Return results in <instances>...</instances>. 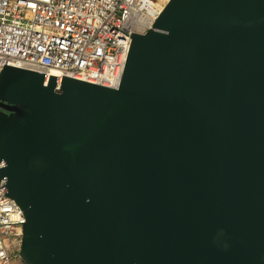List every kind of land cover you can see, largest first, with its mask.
<instances>
[{
	"label": "water",
	"instance_id": "water-1",
	"mask_svg": "<svg viewBox=\"0 0 264 264\" xmlns=\"http://www.w3.org/2000/svg\"><path fill=\"white\" fill-rule=\"evenodd\" d=\"M119 87L4 65L0 167L27 264H264V0H169Z\"/></svg>",
	"mask_w": 264,
	"mask_h": 264
},
{
	"label": "built area",
	"instance_id": "built-area-1",
	"mask_svg": "<svg viewBox=\"0 0 264 264\" xmlns=\"http://www.w3.org/2000/svg\"><path fill=\"white\" fill-rule=\"evenodd\" d=\"M162 0H0V72L12 65L117 88L132 33H146ZM3 162H0V167ZM0 180V264L21 257L25 215ZM20 248L16 261L12 251Z\"/></svg>",
	"mask_w": 264,
	"mask_h": 264
},
{
	"label": "rangeland",
	"instance_id": "rangeland-1",
	"mask_svg": "<svg viewBox=\"0 0 264 264\" xmlns=\"http://www.w3.org/2000/svg\"><path fill=\"white\" fill-rule=\"evenodd\" d=\"M19 247L18 248H14V250L12 251L13 253V256L15 258L16 261H20L19 257H18V254H19Z\"/></svg>",
	"mask_w": 264,
	"mask_h": 264
},
{
	"label": "bare ground",
	"instance_id": "bare-ground-1",
	"mask_svg": "<svg viewBox=\"0 0 264 264\" xmlns=\"http://www.w3.org/2000/svg\"><path fill=\"white\" fill-rule=\"evenodd\" d=\"M169 0H162L161 5L163 7L164 4L168 3Z\"/></svg>",
	"mask_w": 264,
	"mask_h": 264
}]
</instances>
